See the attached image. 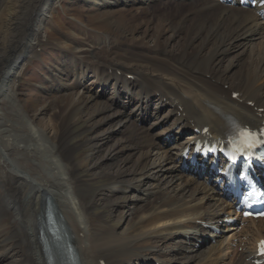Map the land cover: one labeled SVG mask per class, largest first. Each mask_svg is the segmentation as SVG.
Here are the masks:
<instances>
[{
    "label": "bare ground",
    "instance_id": "bare-ground-1",
    "mask_svg": "<svg viewBox=\"0 0 264 264\" xmlns=\"http://www.w3.org/2000/svg\"><path fill=\"white\" fill-rule=\"evenodd\" d=\"M0 1V224L9 219L11 226L0 232V264L53 263L39 227L42 219L50 221L57 258L64 261L70 250L72 264H225L224 251L235 239L243 245L249 235L252 246L264 237V220L249 219L243 233L231 239L219 223L233 207L216 185L182 173L179 157L195 129L207 128L212 138L224 139L232 124L259 127L264 121V23L256 11L214 0H85L147 15L152 4L159 14L135 25L125 39L128 46L111 47L107 65L96 59L93 67L85 65V46L64 51L75 66L59 71L52 83L66 104L50 115L44 109L31 116L19 105L16 82L48 37L46 25L59 0L33 3L35 9L31 0ZM166 3L175 7L172 13L159 9ZM30 7L32 19L25 22L21 15ZM27 26V41L14 36L8 43ZM102 40L97 48H110L107 37ZM147 48L164 53L158 59L150 51L147 57ZM152 78L162 82L150 86ZM191 87L206 93L200 104L179 119L168 109L158 113L161 103L186 106ZM216 93L231 94V103ZM105 99L114 110L101 104ZM77 115L93 123L87 129L93 130L89 173L111 177L105 189L80 177L70 144ZM173 129L191 131L188 140L165 139ZM111 189L117 193L106 195ZM99 202L111 210L96 220L92 212ZM108 214L111 221H103ZM209 225H218L223 234L215 236ZM212 240L216 244L209 249H195ZM235 256L232 264L256 260L251 248Z\"/></svg>",
    "mask_w": 264,
    "mask_h": 264
},
{
    "label": "rangeland",
    "instance_id": "rangeland-1",
    "mask_svg": "<svg viewBox=\"0 0 264 264\" xmlns=\"http://www.w3.org/2000/svg\"><path fill=\"white\" fill-rule=\"evenodd\" d=\"M40 1L41 0H31L32 8L35 9L33 3H38ZM148 7L149 15L145 13L136 14L135 12H131L127 6H113L107 8L98 5H90L89 2H86L85 0H59L54 5L52 10L53 16L51 19H49L46 25L48 37H46L39 45L40 48L37 47L36 51L38 55H35L36 57L33 56L29 59L27 67H24L23 69L21 78L16 82V90L18 92L17 96L20 101V107L26 109L31 116L36 113H40L44 109L48 115L58 111L57 108L65 105L66 101L64 102L60 100L61 95L54 91L56 87L53 85L52 81L54 76L59 77V71H63L67 68H73L75 66V64L68 59L65 52L70 51L73 53V51H79L77 47L82 46L81 48H83V46H85L86 49H82L85 52L83 55V58L85 59V65H91L93 67L94 64H92L91 61L95 59L96 62L101 61L103 66L107 65V61L111 60V47H114L115 45L118 47L120 45L125 47L128 46V44L125 43V39L129 37V34L134 30L135 25L137 23L145 22L146 16H150V18L153 16L152 19L156 18L155 15L158 16L159 10L153 8L152 4H149ZM159 9L171 12V10H175V7L170 3H166L159 6ZM21 16L22 18L25 16V22L31 21V7L26 11V13L23 12ZM177 18L179 19L181 16L177 15ZM155 23H157L156 20ZM30 34V26H27L22 30H16L15 34L8 39V43L14 36L20 37L27 41ZM106 37L109 44H111L110 48L104 50L98 49L97 45H99V42H103L102 39ZM152 37L153 32L150 30L149 33L146 34V38L149 40ZM98 40L101 41L98 42ZM162 49L163 48L152 51L151 49L149 50L147 48V57L151 56L150 51H152L154 54H156V58L159 59V57L164 53V50ZM159 51H161V53H159ZM207 79L209 81L211 80V78L208 77ZM84 80H86L87 84L90 85V81L88 82L87 79ZM161 82L162 80L157 78H152L151 80L147 81L150 86H155ZM191 88L192 91L189 90L185 92L187 93L184 96V103L186 106H181L179 102H174V105H169L167 102L161 103L159 104L160 109L158 110V113L160 115H164L168 109L170 116L179 119L180 114L183 111L192 109L195 105L200 104L201 98H204L206 93L198 90V88ZM227 89L228 87L226 90ZM230 95L231 94L225 96L224 94L220 95L216 93L215 97L225 99L231 103ZM102 101H106L105 104L101 103L102 105L109 107V110H114L112 105H110L111 101L109 99ZM58 125H60V122H58ZM92 126L93 123L90 120L84 119L82 116L77 115L74 119V124L71 130V137L73 138L70 144L73 148H75V163H77L78 167L81 169L80 177L84 181L89 182L91 185L93 184L97 187L104 185L105 189L110 183L109 181L111 177L102 179L101 176L99 177L95 174L93 175L91 172L89 173V169L93 168L91 166L93 163V158L91 157L92 147L89 145L93 130L88 131L87 129H91ZM185 134H189V132H186ZM77 179L75 182L78 181ZM108 193L116 194L117 189L109 190L106 195H108ZM106 202L104 205L102 204L103 202H99L97 204L99 206H96L92 212L94 219L98 220L99 215H104L105 213H108L109 209L111 210ZM96 216L98 218H96ZM105 217L102 218L103 221H111V215ZM111 224L121 229L122 232H124V230H128L126 229L127 227L122 223L112 222ZM9 228H11L9 219H4L2 224H0V232L8 231L10 230ZM133 229L134 228H132V230ZM236 233H238V231ZM241 233H243V231ZM246 239L248 240V237L245 238V241H242L245 242L246 246H248V241H246ZM146 244L150 245L149 243ZM208 245H206V247L203 249H209L212 244ZM239 245H241V240ZM239 245L236 248L237 254L242 252V245L240 247ZM225 253L226 252H224V254ZM234 254L235 252L231 254L227 251V256L223 258L225 264H232L233 260L237 256Z\"/></svg>",
    "mask_w": 264,
    "mask_h": 264
},
{
    "label": "snow or ice",
    "instance_id": "snow-or-ice-1",
    "mask_svg": "<svg viewBox=\"0 0 264 264\" xmlns=\"http://www.w3.org/2000/svg\"><path fill=\"white\" fill-rule=\"evenodd\" d=\"M240 138H241V144L244 147L251 148L254 146L255 141H256V136L249 130L245 129L240 132ZM261 135H264V132L261 133ZM260 253L264 255V241L261 242L260 245Z\"/></svg>",
    "mask_w": 264,
    "mask_h": 264
}]
</instances>
